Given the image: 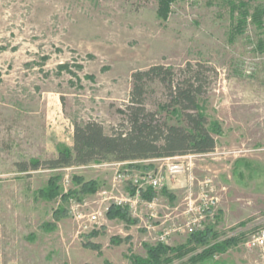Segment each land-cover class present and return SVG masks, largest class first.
I'll return each mask as SVG.
<instances>
[{
  "label": "rangeland",
  "instance_id": "obj_1",
  "mask_svg": "<svg viewBox=\"0 0 264 264\" xmlns=\"http://www.w3.org/2000/svg\"><path fill=\"white\" fill-rule=\"evenodd\" d=\"M233 2L259 11L263 26L249 18L233 35L239 18ZM189 62L206 67L210 85L199 104L219 130L216 150L129 162L139 167L133 172L166 178L160 189L142 192L138 215L122 207L126 219L105 213L136 192L114 180L129 167L112 156L20 172L22 163L73 150L74 123L95 121L110 136L126 132L119 111L129 105L132 75L157 65L179 71ZM146 105L182 125L160 83L148 86ZM172 165L183 173L168 176ZM52 182L57 196L44 197ZM87 182L96 183L94 192L83 191ZM206 193L215 204L190 230ZM97 212L98 222L89 223ZM262 228L264 0H0V264H135L158 245L170 248L162 264H264L246 246ZM207 231L208 244L198 243L195 235ZM232 238L235 245L224 253L192 262Z\"/></svg>",
  "mask_w": 264,
  "mask_h": 264
},
{
  "label": "trees",
  "instance_id": "obj_2",
  "mask_svg": "<svg viewBox=\"0 0 264 264\" xmlns=\"http://www.w3.org/2000/svg\"><path fill=\"white\" fill-rule=\"evenodd\" d=\"M172 0H168L171 2ZM232 11L239 14L233 35H241L249 18L259 26H263V15L259 11L250 13L246 3H231ZM201 64L187 63L185 67L176 71L173 68L157 65L146 71H137L132 75V91L129 105L119 111L125 117L126 132L118 131L114 135H107L101 124L95 121L79 124L74 123L73 150L61 151L56 159L40 162L22 163L20 172L37 171L42 166L56 170L73 165L85 166L92 162H100L112 156L117 162H135L142 160L168 159L189 154L207 155L216 150L214 133H219L216 126L209 124L208 118L202 112L199 98L207 93L210 85ZM208 72L215 73L208 69ZM160 83L168 96V110L173 109L175 114L182 117V125H171L159 116L158 112L147 108L148 86ZM122 124V127L125 124ZM82 181V179H76ZM96 183H84L83 191H95ZM44 197L57 196V187L52 182L49 189L42 192ZM150 195V194H149ZM149 195H146L150 197ZM107 216L112 219H126L127 213L119 207H112ZM211 231L198 233L195 240L198 243L208 244ZM235 239L209 245L201 254L192 258V262L205 261L215 254L224 253L235 245ZM170 248L164 245L148 247L147 259L135 260V264H162L161 258ZM183 248L173 250L181 252ZM185 254H181L180 256ZM171 262L170 259L166 261Z\"/></svg>",
  "mask_w": 264,
  "mask_h": 264
},
{
  "label": "built area",
  "instance_id": "obj_3",
  "mask_svg": "<svg viewBox=\"0 0 264 264\" xmlns=\"http://www.w3.org/2000/svg\"><path fill=\"white\" fill-rule=\"evenodd\" d=\"M170 159V158H168ZM184 169L181 165H172L169 167V175L170 177H175L177 174L183 173ZM166 178L163 176H158L157 174L154 173H144V174H139L137 172H133L130 169H125L123 171H120L117 173L115 176V181L117 182H129L136 192L132 195H129L126 199H121L118 200L116 203V207H122L123 209H128L129 212L133 213L134 215H138L139 213V208L138 205L139 203L143 204L142 200V192L146 191L148 188H152L154 190L160 189L164 185V180ZM147 202V201H146ZM145 204H148L151 209H154L156 206L155 202H147ZM203 202V205L201 206L202 212L198 217L194 220L189 221L188 228L190 230L192 228L197 227L198 224H201V222L206 219V212L210 209L215 204V201L213 198L209 197V194L206 193L204 195V199L201 201ZM108 212V209L105 210V213ZM101 216V213L97 212L92 214L88 221L89 223H97L99 218ZM152 218L156 217L155 210H153L152 213ZM86 223L85 228H88V224ZM169 235V233H165L161 237V241H165L166 237ZM246 246L248 249L252 251H257L261 258H264V228L256 231L255 233L251 234L250 237L248 238L246 242Z\"/></svg>",
  "mask_w": 264,
  "mask_h": 264
},
{
  "label": "crops",
  "instance_id": "obj_4",
  "mask_svg": "<svg viewBox=\"0 0 264 264\" xmlns=\"http://www.w3.org/2000/svg\"><path fill=\"white\" fill-rule=\"evenodd\" d=\"M201 156H203V155H201ZM177 158H179V157L170 158V159H154V160H150L149 162L150 163L162 162V161H166V160H174ZM116 163H118L119 166H127V167H129V169H132V170L138 171V168H139L137 165H135L136 163H129V162H116ZM148 168H149V166H148ZM145 170H147V169L145 168Z\"/></svg>",
  "mask_w": 264,
  "mask_h": 264
}]
</instances>
